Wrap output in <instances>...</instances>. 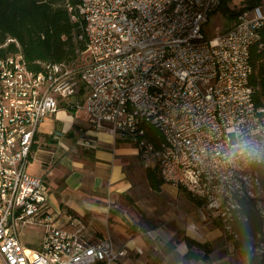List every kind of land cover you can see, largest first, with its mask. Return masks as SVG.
<instances>
[{
	"label": "built area",
	"instance_id": "1",
	"mask_svg": "<svg viewBox=\"0 0 264 264\" xmlns=\"http://www.w3.org/2000/svg\"><path fill=\"white\" fill-rule=\"evenodd\" d=\"M264 5V4H262ZM221 0H80L87 63L27 68L20 53L0 60V261L2 264H113L126 256L110 238L89 243L68 232L48 205L43 180L27 171L40 124L60 109L85 113L153 161L161 179L202 205L229 243L251 202L264 222V109L253 102L251 46L261 6L239 12L207 38ZM12 42V40H8ZM162 138L145 139L147 128ZM78 146H90L84 139ZM71 226L80 224L70 220ZM80 228H83L80 226ZM39 231L38 248L23 243ZM252 256L264 264V227ZM245 264H251L245 259Z\"/></svg>",
	"mask_w": 264,
	"mask_h": 264
},
{
	"label": "crops",
	"instance_id": "2",
	"mask_svg": "<svg viewBox=\"0 0 264 264\" xmlns=\"http://www.w3.org/2000/svg\"><path fill=\"white\" fill-rule=\"evenodd\" d=\"M81 138L90 146H78ZM155 166L131 144L107 131L93 132L85 113L60 109L40 124L27 171L43 180L50 210L66 231L89 243L108 237L114 251H126L113 264H233L238 253L223 239L218 221L202 219L201 206L183 189L164 181L157 189L150 186L146 170ZM70 220L80 224L71 226ZM178 235L206 244L208 260L185 261L188 250L181 238L175 241Z\"/></svg>",
	"mask_w": 264,
	"mask_h": 264
},
{
	"label": "trees",
	"instance_id": "3",
	"mask_svg": "<svg viewBox=\"0 0 264 264\" xmlns=\"http://www.w3.org/2000/svg\"><path fill=\"white\" fill-rule=\"evenodd\" d=\"M231 0H221L220 11L231 21L239 12L249 11L262 5V0H243L238 10L228 7ZM80 0H0V60L20 53L27 68L40 72L42 65L73 64L86 51L84 22L79 15ZM12 40V42H8ZM249 59L253 69L250 86L254 90L253 102L257 108L264 109V25L258 29V40L251 46ZM145 139L159 148L162 138L154 128H147ZM118 141L126 142L117 137ZM262 188H264V166L256 167ZM158 168L146 170L147 180L157 189L163 180H158ZM196 205L202 203L186 193ZM242 214L246 221L236 220L233 241L234 250L251 264H256L252 256L258 247L257 235L264 222L253 209L251 202H243ZM184 242L187 252L185 261L208 260L210 249L185 235H178L176 242Z\"/></svg>",
	"mask_w": 264,
	"mask_h": 264
},
{
	"label": "rangeland",
	"instance_id": "4",
	"mask_svg": "<svg viewBox=\"0 0 264 264\" xmlns=\"http://www.w3.org/2000/svg\"><path fill=\"white\" fill-rule=\"evenodd\" d=\"M262 4H264V0H262ZM229 8L238 10L241 6V0H231L230 3L227 4ZM261 12L264 13V5H261ZM232 21L229 20L222 11L218 10L213 16L210 17L208 23L204 27V35L207 38H211L213 36L225 33L229 27L231 26ZM87 63V56L85 53L81 54L77 61L73 64L74 68H81ZM163 198H166V200L174 201L172 199L171 195L168 192H163L162 195ZM177 207V206H176ZM179 207H177V210ZM223 234V233H222ZM41 239V234L39 231H33L30 233H27L25 237L23 238L24 242H37L33 245H30V247L37 248L39 246V240ZM225 240V238L223 237ZM231 245V244H230ZM233 252L235 251L234 248L231 246ZM237 254V253H235ZM240 255L237 254L234 257V263L233 264H242L240 262ZM0 264L1 261H0Z\"/></svg>",
	"mask_w": 264,
	"mask_h": 264
}]
</instances>
